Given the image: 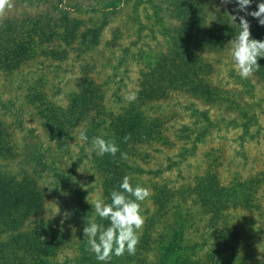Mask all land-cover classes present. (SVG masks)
Here are the masks:
<instances>
[{
	"label": "rangeland",
	"instance_id": "obj_1",
	"mask_svg": "<svg viewBox=\"0 0 264 264\" xmlns=\"http://www.w3.org/2000/svg\"><path fill=\"white\" fill-rule=\"evenodd\" d=\"M192 3L197 5L195 12L189 7ZM34 15L42 17L41 23L47 20L50 32L62 40H49L52 47L39 46L40 55L31 59L10 54L4 59L7 67L16 65L0 73V121L12 135L9 153L0 160V178L19 184L25 180L30 185L26 194H39L34 201L38 208L25 228L38 231L46 242L48 230L58 234L52 239L60 245L48 263L75 264L77 247L86 239L83 223L70 220L73 186L83 192L89 222L107 227L109 221L102 220L89 202L102 198L110 203L112 189L118 190L123 177L131 174L133 186L139 183L151 189L142 204L145 224L135 254L113 256L108 264H264L258 259L264 257V58L258 59L260 68L252 77L242 79L231 58V39L223 49L200 45L192 53L200 59V69L208 66L206 82L215 88V95L179 88L159 98L143 89L159 67L169 66L160 62L161 56L184 50L171 38L180 24L198 21L213 38L224 26L239 25V16H251L238 11L236 0L227 4L222 0H13L2 17ZM104 20L97 45L80 41V32L97 28ZM183 37L192 39L186 33ZM60 50L66 57L58 61L51 53ZM37 89L63 109L78 90L81 102L93 108L89 112L93 118L95 113L107 118L124 109L158 117L161 137L127 143L115 157L99 156L93 150V137L115 141L121 134L106 121L97 132H86L85 143L80 140V132L85 131L80 121L58 141L37 109L25 101L26 94ZM130 93L137 97L131 102L126 99ZM127 129L131 138L138 131L133 124ZM91 150L100 158L90 156ZM121 152L128 159H121ZM84 154H89L86 159ZM61 178L67 187L61 185ZM237 181L243 183L239 193L217 198L207 191L209 182L223 188ZM212 202L217 210L210 208ZM178 227L181 247L162 259L163 247Z\"/></svg>",
	"mask_w": 264,
	"mask_h": 264
},
{
	"label": "trees",
	"instance_id": "obj_2",
	"mask_svg": "<svg viewBox=\"0 0 264 264\" xmlns=\"http://www.w3.org/2000/svg\"><path fill=\"white\" fill-rule=\"evenodd\" d=\"M259 2H261V0H253L252 6H249V10H256V6ZM189 7L195 12L197 5L196 3H192V5L189 4ZM174 16L178 17L177 12ZM41 20L42 17L40 15L30 16L28 18L27 16L17 18L4 16L0 18V73L5 71L9 72V70L16 65L9 64L7 67L6 64H4V59L5 57L8 59L9 54L19 58V60L31 59L32 57L40 55L39 46L52 47L53 44H48L49 40L54 38H56L57 41L62 40L59 34L56 35L50 32V28L47 26V20H44L45 23H41ZM247 20L250 22L252 37L255 33H260L261 37L259 40H264V25H260L258 20L252 16ZM104 24L105 20L97 28H87L85 31L80 32V41L90 46L97 45L99 34ZM180 26L181 24L177 29L173 30V36H171V38L175 45L184 46V50L180 53V51L173 49L172 52H168L167 55L161 56L160 62H163V64L165 62L169 64V66L166 65L163 69L162 66L159 67L154 72L150 82L143 85V89L149 94L159 98L165 97L168 95L169 91H176L179 88L186 92L196 91L202 93V95L211 97V95H215V93H213L215 88H211L210 84L206 82L208 66L206 70H204V67L200 69L198 67L200 59H197L192 51H196L195 49L200 45L205 46L206 49H212V47L213 49H223L227 41L229 39H234L239 33L240 26L235 25L231 28L224 26L218 33V36L213 38L212 33H210L211 30L209 31L207 29L206 32L198 21L183 22L182 27ZM188 30L191 32H188ZM185 33L192 37L189 42L187 40L188 38L185 39L183 37ZM51 55L53 58L57 55L56 59L58 61L66 57V54H64V52L62 53V50L55 51L53 54L51 53ZM39 84L41 87L42 83ZM86 84L85 86H89L92 83ZM79 94L80 92L77 90V92L72 95V99H69L70 102L68 101V105L64 109L47 101L42 93V89L28 92L25 96V101L37 109V113L40 117L39 119L43 122V125L48 128V131L54 134L53 136L56 137L58 141L61 136L66 135L69 131L74 129L80 121L83 122V127L86 132H89V130L97 132V130L106 125V121L110 125L116 126L117 132L121 134V136H117V139H115L119 148L125 147L124 145L127 143L135 145L137 142L141 144L160 139L161 132L158 128L161 125L160 118H149L142 112L139 113V111L137 115V112L134 111L135 109L129 112L127 109H124L120 113L112 114L107 118L100 113H95L96 117L93 118L92 114L91 116L89 115V112L92 113L93 108L86 107L85 104L81 102L83 98H79ZM99 109L105 111L101 105ZM202 115L205 117L206 111L202 112ZM131 124L136 128L138 127V131L135 132L138 136L132 134V138L125 141L124 137L129 133L125 131ZM11 136L5 123L0 121V160L5 159L7 157L6 154L9 153L12 146ZM92 153L93 150H91L90 156L94 159L100 158L98 156H93ZM88 155L84 154L82 158L86 159ZM116 155L118 156L119 152ZM123 165L128 168V165ZM23 181V184H19L10 181L9 178H0V264H50L47 258L52 256L55 248L60 245L56 240L58 239V234L51 233L50 230H48L46 235L49 236V240L46 242V240L42 241L39 238L38 231H28L25 228L32 217L31 214L38 208L34 201H38L39 194H26L30 190L27 189V186L30 188V185H28L27 181ZM61 181V185H63L64 188L68 186H65V179L61 178ZM240 183L237 181L231 186L218 188L217 185H213V182H209L207 191L213 193L212 195H215L217 198L221 196V194H236L242 189L243 183ZM251 190L252 189H250V191ZM72 191L75 196V204L71 207L72 218H70V220H74L77 225L83 223V226H85L86 223L89 222L90 213L82 202L83 192L82 190H78L76 186H73ZM212 203L211 206H213H210V208L217 210L215 202ZM236 205H239V203ZM181 234V227L172 231L170 239L163 247V254L161 253L162 259L179 250L181 247ZM88 247L87 239H82L77 247L78 254L73 258L75 264H98L94 253L90 252ZM24 256H29L31 259L23 263L21 259Z\"/></svg>",
	"mask_w": 264,
	"mask_h": 264
},
{
	"label": "clouds",
	"instance_id": "obj_3",
	"mask_svg": "<svg viewBox=\"0 0 264 264\" xmlns=\"http://www.w3.org/2000/svg\"><path fill=\"white\" fill-rule=\"evenodd\" d=\"M227 4L230 0H222ZM253 0H236L238 11L251 15L264 25V0L256 6V10L249 11ZM13 7V0H0V17ZM235 21L236 16H232ZM240 31L231 40V58L234 67L242 79H248L259 70V58H264V40L255 39L250 31V22L245 16H239ZM135 93H130L126 99L131 102L136 99ZM131 135L124 137L129 140ZM80 140L88 141L85 131L80 132ZM93 150L99 156L110 154L113 157L120 152L119 146L112 139L101 136L93 137ZM88 151V149H85ZM121 159H128L126 152L120 153ZM131 174H126L119 185V189L111 191V202L106 203L102 198L89 202L94 207L96 214L102 220H108L109 226L90 221L83 228V236L87 239L89 249L102 264H108L113 256L120 257L126 252L134 255L140 242V233L145 224L143 202L151 196V189L137 183L132 184ZM59 212V211H58ZM264 260V257H258Z\"/></svg>",
	"mask_w": 264,
	"mask_h": 264
}]
</instances>
